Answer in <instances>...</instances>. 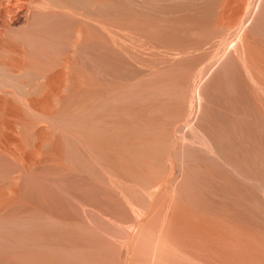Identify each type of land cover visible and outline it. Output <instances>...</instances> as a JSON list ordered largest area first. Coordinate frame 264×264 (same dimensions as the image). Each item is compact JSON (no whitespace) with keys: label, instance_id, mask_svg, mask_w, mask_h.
<instances>
[{"label":"rangeland","instance_id":"obj_1","mask_svg":"<svg viewBox=\"0 0 264 264\" xmlns=\"http://www.w3.org/2000/svg\"><path fill=\"white\" fill-rule=\"evenodd\" d=\"M263 4L0 0V264H264ZM66 61L24 135L18 86Z\"/></svg>","mask_w":264,"mask_h":264},{"label":"crops","instance_id":"obj_2","mask_svg":"<svg viewBox=\"0 0 264 264\" xmlns=\"http://www.w3.org/2000/svg\"><path fill=\"white\" fill-rule=\"evenodd\" d=\"M57 67V66H56ZM51 68L49 75L47 77V80L45 82H42L41 85L44 87V92H42V94L40 93L38 95V97L35 96H31L29 95L30 89H34V87H31L32 85H29V83H24L23 85L18 86L19 90L18 93H20V97L22 101V105H23V110H22V116H21V123L18 125L20 130L23 132V134L25 135L26 133H30V129L29 126L31 125V121L29 120V118L31 119V114H43L45 116H47V120L49 119V127H52L54 129H56V127L59 126V124L55 125V123L53 122V119L56 117H59L61 115V111H57L56 114H47L46 112H42L45 109H50L53 106H57L60 103V100L58 99V94L61 91L62 88V80L64 77V73H65V68L71 70L74 72L73 67L70 66V61H66L62 64H60L58 66V68ZM55 69V70H54ZM54 70V71H53ZM32 71L30 69H24V71L22 72V75H31ZM66 88V87H64ZM26 89V90H25ZM29 89V90H28ZM28 94V95H27ZM26 102V103H25ZM62 119L64 118V115H61ZM52 122V123H50ZM68 122V121H67ZM63 126H61V130L62 131V136L63 133L64 135L66 133H70L72 138H77L79 140V145L78 148L82 151H86V141L84 140V135L85 133L83 132V130L78 129V131L76 130H72L71 128V124L68 123H64L63 122ZM64 128V129H63ZM41 134V132L39 133V135ZM76 136V137H73ZM60 141V138H59ZM139 222H135V226H136V230L138 231H143L146 230V223H142V224H138ZM184 234H179V236H177L178 238L176 239H181L182 243H179L178 246L174 247V249L177 251V253L179 255H182L184 257L185 260H189V253H187V250L185 248V237H183ZM153 238V237H152ZM175 238V237H174ZM181 245V246H180ZM208 251L209 255H215V256H223V250L222 249H218V248H212L211 246L208 248H206ZM248 253L246 255H250L254 252V249H247ZM251 252V253H250ZM232 255L234 253H231ZM254 254V253H253Z\"/></svg>","mask_w":264,"mask_h":264},{"label":"bare ground","instance_id":"obj_3","mask_svg":"<svg viewBox=\"0 0 264 264\" xmlns=\"http://www.w3.org/2000/svg\"><path fill=\"white\" fill-rule=\"evenodd\" d=\"M258 1V0H257ZM260 1V0H259ZM256 4H257V2H256ZM264 5V4H263ZM248 8V7H247ZM264 9V8H263ZM258 11V10H257ZM262 11H264V10H262ZM255 13V12H254ZM249 14V11H248V13H247V15ZM251 14H253V12L251 13ZM246 15V16H247ZM257 15V14H256ZM258 15H259V13H258ZM250 16V15H249ZM245 17V16H244ZM252 17V16H251ZM247 18H249V17H247ZM259 18V17H258ZM260 19V18H259ZM247 20H251V18L250 19H247ZM246 19H245V21H247ZM255 20H256V18H255ZM245 21H243L241 24H240V27H239V31H238V33L236 34V39H238V41L237 42H239L240 40H241V34H242V29L244 28V26H245V24H246V22ZM258 20H256V22H257ZM260 21V20H259ZM248 22V21H247ZM255 22V23H256ZM259 23V22H258ZM230 30V29H229ZM224 37V36H223ZM243 37V36H242ZM225 39V37L223 38V40ZM225 41V40H224ZM223 42V41H222ZM244 44V43H243ZM233 47V46H232ZM29 48V47H28ZM229 48H231V46L230 47H226L224 50H225V54H226V56L228 55L229 56V54H230V52H231V50L232 49H230V51H229ZM241 48V47H240ZM238 49V48H237ZM238 51V50H237ZM236 52V51H235ZM240 52V51H239ZM239 52H237V53H239ZM233 54V52L231 53V57L233 56L232 55ZM236 56V55H235ZM242 57L243 58H247V50L245 49V48H243V51H242ZM229 59H230V56H229ZM248 59V58H247ZM251 59V58H250ZM228 60V59H227ZM231 61H233L232 60V58H231ZM237 61V60H236ZM245 61V60H244ZM248 61V60H247ZM246 61V62H247ZM239 62V61H238ZM254 62V61H253ZM240 63V62H239ZM241 65V64H240ZM251 65V64H250ZM250 65H248V66H250ZM252 65H253V67H254V65L255 64H253L252 63ZM256 66V65H255ZM245 67V68H244ZM244 70H245V72L244 73H247V75L249 76V79H250V81L253 83V85L254 86H258L259 85V83H258V80H256V78L253 76V74L251 75V73L249 72V69L247 68V66H246V64L244 65ZM251 67V66H250ZM254 68H256V67H254ZM252 68H250V70H251ZM252 71H254V69H252ZM257 71V70H256ZM249 73V74H248ZM242 74H243V72H242ZM260 74V73H259ZM255 75V74H254ZM260 75H262V74H260ZM245 76V75H244ZM263 76V75H262ZM244 78V77H243ZM263 86V85H262ZM4 87V86H3ZM260 89V88H259ZM194 91H195V94L197 95V97H199V99H201V94H200V86H195V88H194ZM18 97V96H17ZM23 101V100H22ZM185 110H186V107H185ZM192 120L193 119H187V124H188V126L189 125H191L192 123ZM189 127H191V129L194 131V132H196L198 135L196 136V137H200V139L202 140V143H203V146H204V148L206 149V150H209L210 151V153H212V154H215L216 155V151H215V148H214V146H213V144L211 143V141L207 138V137H205L203 134H201V133H199L198 132V128L197 127H195L194 125H191V126H189ZM201 143V144H202ZM220 154V153H219ZM218 155V154H217ZM221 155V154H220ZM223 156V155H222ZM226 158H228V157H226ZM219 160H221V159H219ZM231 168V167H230ZM147 212V211H146ZM128 225V224H127ZM126 224H125V226H127ZM124 227V226H123ZM130 226H127V228H129ZM133 228V227H132ZM129 230V229H128ZM134 232H136V230H134ZM132 234H134V233H132ZM178 254V253H177ZM127 259V258H126ZM126 261V260H125ZM192 264H193V262H192Z\"/></svg>","mask_w":264,"mask_h":264}]
</instances>
